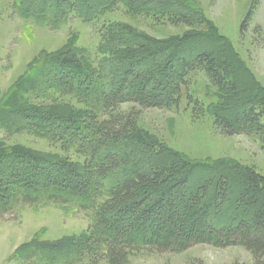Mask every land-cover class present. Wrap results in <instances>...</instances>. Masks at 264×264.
Wrapping results in <instances>:
<instances>
[{"label": "rangeland", "instance_id": "obj_1", "mask_svg": "<svg viewBox=\"0 0 264 264\" xmlns=\"http://www.w3.org/2000/svg\"><path fill=\"white\" fill-rule=\"evenodd\" d=\"M251 8L252 16L246 21ZM172 14L187 15L191 24L177 22ZM203 51L244 88L242 100L258 90L264 101V0H0V109L20 81L51 54L75 60L83 73L96 80L118 78L120 71L146 56L155 57L159 63L150 61L149 67L158 68L176 57L192 58ZM185 80L176 107L125 103L119 108L137 119V132L119 144L129 152L132 165L159 168L182 161L190 165L196 185L223 175L238 181L245 166L264 175L260 140L245 133L227 134L215 122L213 112L230 103L233 90L220 89L200 66L189 69ZM29 106L42 117L48 109L52 115L81 116L91 129L93 121L108 114L77 94L61 95L58 88L29 92L20 109L26 112ZM15 121V125H0V154L14 150L59 155L81 167L87 163L81 141L36 130L26 119ZM125 169L129 166L114 171L109 182L122 177ZM225 206V212L232 211L231 205ZM223 219L219 216L218 222ZM95 223V210L84 209L77 201L15 202L0 215V264H68L72 257L62 248L86 238ZM253 261L244 247L209 244L181 252L144 249L130 255V264Z\"/></svg>", "mask_w": 264, "mask_h": 264}, {"label": "trees", "instance_id": "obj_2", "mask_svg": "<svg viewBox=\"0 0 264 264\" xmlns=\"http://www.w3.org/2000/svg\"><path fill=\"white\" fill-rule=\"evenodd\" d=\"M252 13L251 8L246 21ZM172 16L177 22L191 24L185 14ZM194 51L189 50V55ZM150 61L159 63L146 56L120 71L118 78L95 80L83 73L75 60L52 54L41 59L40 66L20 81L0 109V125H15L21 118L34 129L60 139L64 135L77 139L84 143L88 161L81 167L59 155L2 152L0 215L10 211L15 202L42 200L77 201L84 209H94L96 223L90 234L62 248L63 254L72 257L68 264H80L78 260L87 255L89 260L81 264H130L134 251L181 252L198 244L241 246L253 255L251 264H264L263 174L245 166L238 181L223 175L196 185L189 164L175 161L159 168L132 165L129 152L119 147L138 128L137 119L119 108L125 103L160 108L180 105L187 71L200 66L220 89L234 92L230 103L213 112L216 124L227 134L256 136L264 150L262 92L256 90L242 100L244 88L240 89L233 76L228 77L205 51L192 58L176 57L165 67L150 68ZM54 88L61 95L74 93L90 100L94 109L108 112L107 117L93 121L91 129L81 116L52 115L48 109L42 117L33 106L26 112L20 109L29 92H51ZM123 166L129 169L110 183L112 173ZM225 205H231L232 211L225 212ZM222 215L223 221L218 222Z\"/></svg>", "mask_w": 264, "mask_h": 264}]
</instances>
